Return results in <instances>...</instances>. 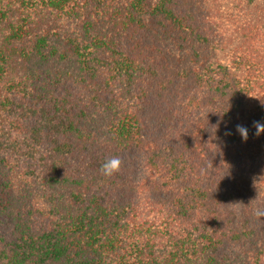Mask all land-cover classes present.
<instances>
[{
  "label": "trees",
  "instance_id": "1",
  "mask_svg": "<svg viewBox=\"0 0 264 264\" xmlns=\"http://www.w3.org/2000/svg\"><path fill=\"white\" fill-rule=\"evenodd\" d=\"M254 121L264 0H0V264H264Z\"/></svg>",
  "mask_w": 264,
  "mask_h": 264
},
{
  "label": "clouds",
  "instance_id": "2",
  "mask_svg": "<svg viewBox=\"0 0 264 264\" xmlns=\"http://www.w3.org/2000/svg\"><path fill=\"white\" fill-rule=\"evenodd\" d=\"M253 127L256 129V136L264 133V123H261L260 121H254ZM236 131L241 135L244 141L248 139L249 132L247 127L238 124L236 125ZM121 164L122 160L119 157L109 158L101 165V173L105 176H112L120 171ZM255 215L257 216V218H259L260 216H264V211L257 210Z\"/></svg>",
  "mask_w": 264,
  "mask_h": 264
}]
</instances>
